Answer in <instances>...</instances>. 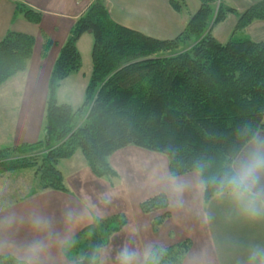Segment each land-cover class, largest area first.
Returning <instances> with one entry per match:
<instances>
[{
	"label": "trees",
	"instance_id": "16d2710c",
	"mask_svg": "<svg viewBox=\"0 0 264 264\" xmlns=\"http://www.w3.org/2000/svg\"><path fill=\"white\" fill-rule=\"evenodd\" d=\"M215 1L201 0L179 36L158 39L117 23L106 0H95L74 25L53 67L43 139L0 150V174L35 168L40 189L66 192L61 159L81 150L96 176L117 177L109 157L135 145L165 154L174 176L198 172L208 202L216 194V178L264 130V41L239 35L223 43L210 28L230 13L239 15L237 29L264 20V0L242 13L221 1L216 9ZM171 4L177 11L186 5L185 0ZM16 14L36 24L43 16L23 2H17ZM86 32L94 36L93 72L84 103L74 108L59 104L57 91L82 67L77 44ZM35 43L33 35L8 31L0 41V85L28 68ZM52 43L45 38L43 55ZM141 208L164 211L155 229L170 216L165 193L146 199ZM126 221L96 218L86 242L68 255L76 264H95L99 248ZM190 248L186 240L153 249L157 264H183ZM0 264H12V256L0 257Z\"/></svg>",
	"mask_w": 264,
	"mask_h": 264
},
{
	"label": "crops",
	"instance_id": "0c3cea01",
	"mask_svg": "<svg viewBox=\"0 0 264 264\" xmlns=\"http://www.w3.org/2000/svg\"><path fill=\"white\" fill-rule=\"evenodd\" d=\"M94 1L0 0V41L10 30L33 35L36 39L27 70L0 85V150L4 145L16 146L43 139L53 67L74 25ZM218 1L242 13L260 0ZM17 2L42 12L41 23L30 22L17 15ZM185 3L177 11L171 0H106L114 21L158 39L179 36L202 5L201 0H185ZM238 21L239 15L230 13L223 22L212 24L210 28L223 43L239 35L264 41V20H254L243 29H237ZM46 37L53 43L43 55ZM93 45L91 32L84 33L79 39L77 46L82 56V67L61 82L57 91L59 104L78 108L84 103L93 72ZM10 92L15 94L16 101L9 120L6 98ZM63 97L66 100L64 103ZM256 136L264 137V130ZM251 143L240 154L251 147ZM109 162L117 171V177L96 176L80 150L71 158L61 159L58 167L64 175L68 191L40 189L14 200L0 192V220L13 213L26 217L38 212L51 219L55 233L63 234L66 231L64 212L67 209L83 212L88 208L90 199L99 214L89 210V214L74 224L70 233L73 241L71 248L62 253L58 246H54L48 264H76L68 254L75 250L82 238H87V229L96 218L125 217L127 221L119 231L111 234L108 244L99 248L95 264H118L117 253L125 244L143 252L148 245L166 248L189 240L191 248L183 264H192L194 255L199 257V264H247L254 247L264 248V217L245 216L226 196L215 194L205 202V183L198 172L174 176L165 154L135 145L117 150L109 157ZM167 177L189 182V187L182 194V206L174 202ZM2 180L0 178V188ZM261 188H264V181ZM161 193L169 199L170 216L155 229L154 221L164 211L146 213L141 203ZM36 235L27 224L10 229L0 228V241L19 244L31 241ZM8 256H12L10 249L0 252V257Z\"/></svg>",
	"mask_w": 264,
	"mask_h": 264
},
{
	"label": "clouds",
	"instance_id": "9594fccd",
	"mask_svg": "<svg viewBox=\"0 0 264 264\" xmlns=\"http://www.w3.org/2000/svg\"><path fill=\"white\" fill-rule=\"evenodd\" d=\"M171 191L178 206L183 205L182 194L189 187V182L176 177H167ZM264 137L253 135L251 147L238 154L226 169L215 180L216 195L229 198L249 218L264 217ZM202 185V182H200ZM89 210L97 211L96 205L89 199L88 208L83 212L67 209L63 220L66 231L55 233L49 217L38 212L28 216L13 213L0 220V228H13L25 224L36 233L31 241L15 243L0 241V252L10 249L12 264H48L52 257V248L58 246L62 253H66L72 246L71 228ZM97 214L98 211H97ZM118 264H157V252L151 245L145 247L143 252L125 244L117 253ZM192 264H199V257H192ZM247 264H264V248L254 247L248 257Z\"/></svg>",
	"mask_w": 264,
	"mask_h": 264
},
{
	"label": "rangeland",
	"instance_id": "374dc122",
	"mask_svg": "<svg viewBox=\"0 0 264 264\" xmlns=\"http://www.w3.org/2000/svg\"><path fill=\"white\" fill-rule=\"evenodd\" d=\"M218 5H219V1H215L213 3V6L216 9H217ZM30 61H31V59H30ZM28 66H29V63H28ZM21 72H23V71H21ZM14 96H15V94L10 92L9 94H7V98H6V100H7V117L9 120H10V111L13 110L14 102L16 101ZM65 101L66 100L63 97L62 103H64ZM73 102L76 103V101H73ZM2 116H4V115H2ZM83 119H84V115H82L81 117L78 118L77 126H79L82 123ZM10 123H11V121L8 122V124H10ZM10 146L11 145H4L1 150L5 151L8 147L9 148L14 147V146H11V147ZM0 178L3 179L2 185L0 188V192H2V194L3 193L7 194L9 196L10 200H12V199L14 200L16 197H22V196L25 197L32 192L40 190L39 175L37 173V169H35V168L6 172L4 174H0ZM80 241H81V243H84V242H86V238H82ZM76 243H78V242H76Z\"/></svg>",
	"mask_w": 264,
	"mask_h": 264
}]
</instances>
